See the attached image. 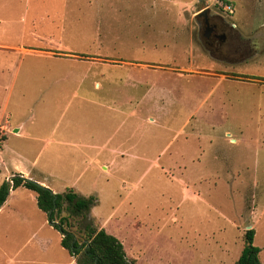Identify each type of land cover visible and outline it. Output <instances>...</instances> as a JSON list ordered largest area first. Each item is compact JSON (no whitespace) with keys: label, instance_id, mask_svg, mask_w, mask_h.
Returning a JSON list of instances; mask_svg holds the SVG:
<instances>
[{"label":"rangeland","instance_id":"1","mask_svg":"<svg viewBox=\"0 0 264 264\" xmlns=\"http://www.w3.org/2000/svg\"><path fill=\"white\" fill-rule=\"evenodd\" d=\"M202 10L234 30L232 56L205 44ZM0 125L83 134L68 180L141 264H235L250 229L264 264V0H0ZM12 148L0 185L15 160L49 158ZM18 193L0 213V264L43 220ZM82 229L68 228L79 243Z\"/></svg>","mask_w":264,"mask_h":264},{"label":"crops","instance_id":"2","mask_svg":"<svg viewBox=\"0 0 264 264\" xmlns=\"http://www.w3.org/2000/svg\"><path fill=\"white\" fill-rule=\"evenodd\" d=\"M23 130V126L9 129L7 126L0 125V152H3L5 149H10L11 153L16 154L18 158H21V154L12 148V143L19 146L29 142L41 147L39 154H42L45 151L48 152L49 158L47 163L37 170H25L22 168L19 161L15 160L13 162V170L8 180L17 175L21 178L37 181L40 184L45 185L54 194H61L65 192L66 189H72L78 195L84 196L85 194L78 190L76 180L73 183L68 180L71 166L66 163V160L68 159L66 156L74 153V151H77L78 149L90 148L91 142L83 136V134L76 135L73 133V135H71L70 133H64L62 135V133H56L55 129L48 133L47 136H44L46 132H37L36 135H31L28 132H23ZM33 163H35V161ZM32 173L36 176H32ZM25 191L29 190L18 188L14 191H10L6 201L0 207V213L4 207L9 204L11 198L14 197L15 194H19L18 192L24 194ZM32 193L33 195L30 199L32 198L35 204L36 194L34 192ZM40 212L43 215V220L38 224V227L31 232L30 237L25 242V248H29V250L26 254H22V251L16 252L10 260L11 264H75V258L60 245L62 235L48 224L45 214L42 211ZM29 224L31 223L29 222ZM97 228L103 229L106 233L113 235L121 242V244H124V240L127 239L124 236H118L113 232L106 230L104 224L97 226ZM51 236L53 239H51ZM52 244L53 246L55 244L56 247H52ZM128 246L130 248L135 245L131 243ZM123 248L128 259L131 258L135 264H141L140 259L136 256H131L124 245ZM134 248L135 250L141 249L138 247Z\"/></svg>","mask_w":264,"mask_h":264},{"label":"trees","instance_id":"3","mask_svg":"<svg viewBox=\"0 0 264 264\" xmlns=\"http://www.w3.org/2000/svg\"><path fill=\"white\" fill-rule=\"evenodd\" d=\"M10 180V184L3 182L0 185V207L10 191L25 188L34 192L38 209L45 214L48 224L62 235L60 245L75 258V264H135L127 258L117 238L94 227L88 219L91 209L97 204L95 196H80L72 189L54 194L36 182L17 175ZM77 220L83 224V243H79L75 234L68 230ZM254 236L253 229L245 231L244 245L235 264H262L259 259L260 249L254 245Z\"/></svg>","mask_w":264,"mask_h":264},{"label":"flooded vegetation","instance_id":"4","mask_svg":"<svg viewBox=\"0 0 264 264\" xmlns=\"http://www.w3.org/2000/svg\"><path fill=\"white\" fill-rule=\"evenodd\" d=\"M200 13L197 15V19L201 21L202 38L209 50L214 54L232 56L233 50L228 40L235 39L234 30L222 16L212 15L208 10L204 14L200 15Z\"/></svg>","mask_w":264,"mask_h":264},{"label":"built area","instance_id":"5","mask_svg":"<svg viewBox=\"0 0 264 264\" xmlns=\"http://www.w3.org/2000/svg\"><path fill=\"white\" fill-rule=\"evenodd\" d=\"M218 8L226 15L231 16L234 14V6L230 2L220 1L217 3Z\"/></svg>","mask_w":264,"mask_h":264},{"label":"water","instance_id":"6","mask_svg":"<svg viewBox=\"0 0 264 264\" xmlns=\"http://www.w3.org/2000/svg\"><path fill=\"white\" fill-rule=\"evenodd\" d=\"M206 11H207V10H203V11L200 13V15L206 13ZM7 183L10 184V183H11V180L9 179V180L7 181Z\"/></svg>","mask_w":264,"mask_h":264}]
</instances>
